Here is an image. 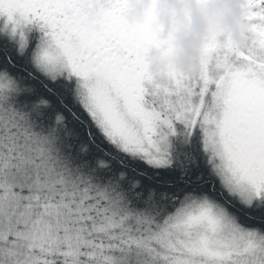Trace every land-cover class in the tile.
<instances>
[{"label": "trees", "instance_id": "16d2710c", "mask_svg": "<svg viewBox=\"0 0 264 264\" xmlns=\"http://www.w3.org/2000/svg\"><path fill=\"white\" fill-rule=\"evenodd\" d=\"M34 34L21 46L0 24V137L15 144L14 155L3 156L10 158L8 186H0L8 196L0 202V264H15V255L19 264H83L92 245L111 253L109 241L127 232L147 242L148 227L190 200H208L264 236V199L248 202L223 181L201 120L177 125L165 163L129 154L92 116L74 77L42 70ZM20 160L23 171L14 169ZM76 246L83 260L71 259Z\"/></svg>", "mask_w": 264, "mask_h": 264}, {"label": "rangeland", "instance_id": "374dc122", "mask_svg": "<svg viewBox=\"0 0 264 264\" xmlns=\"http://www.w3.org/2000/svg\"><path fill=\"white\" fill-rule=\"evenodd\" d=\"M26 8V0H0L2 27L25 47L35 33V57L42 70L52 77H74L92 116L126 152L140 154L156 164L165 163L170 153L168 138L175 134L177 125L190 128L201 120L205 147L223 181L248 202L264 199V65L254 69L253 65H239L221 56L215 75L217 91L210 95L204 91L215 81L207 78L200 82L199 66L189 62L193 55L187 49L184 56L178 55L179 60L173 58L177 62H158L146 74L133 70L136 76L131 69L113 64H70L62 56L75 49L62 46L60 36L43 33L42 22ZM242 37L251 50L260 51L264 14ZM4 121V126L12 127ZM24 135L12 134L20 139H25ZM13 141L8 134L0 137V186L4 187L9 183L5 172L10 157L3 156L14 155ZM25 160L18 161L14 169L23 171ZM7 199L6 192L0 202ZM124 222L129 225V221ZM148 235H153L156 246L150 239L143 243L127 232L117 243L109 241L111 253H104L95 244L86 254L90 260L81 262L156 264L155 258L160 256L161 264H264V236L240 228L225 210L208 200L188 201L159 228L148 227ZM78 249L74 247L71 259H80ZM182 251L189 257L195 253L202 256L189 259ZM13 259L19 264L22 258L15 255Z\"/></svg>", "mask_w": 264, "mask_h": 264}, {"label": "flooded vegetation", "instance_id": "af4514ba", "mask_svg": "<svg viewBox=\"0 0 264 264\" xmlns=\"http://www.w3.org/2000/svg\"><path fill=\"white\" fill-rule=\"evenodd\" d=\"M26 5L49 34L61 37L62 46L75 49L64 52L66 63L113 64L136 76L134 71L146 74L158 62L179 60L187 49L200 82L215 81L204 91L210 95L217 91L221 56L254 69L264 65V43L255 52L242 37L264 14V0H26Z\"/></svg>", "mask_w": 264, "mask_h": 264}]
</instances>
